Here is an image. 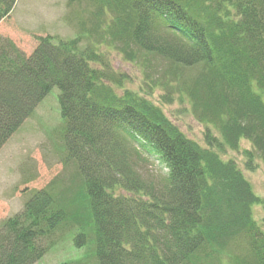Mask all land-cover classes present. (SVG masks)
<instances>
[{
    "label": "trees",
    "instance_id": "obj_1",
    "mask_svg": "<svg viewBox=\"0 0 264 264\" xmlns=\"http://www.w3.org/2000/svg\"><path fill=\"white\" fill-rule=\"evenodd\" d=\"M14 2L0 0V20ZM67 2L88 13L76 37L38 36L26 55L0 36V148L55 85L70 168L0 222V264L35 263L72 227L75 244L90 242L92 252L63 264H264L252 209L262 199L223 157L240 151L248 168L255 156L264 165V98L255 90H264V0ZM101 42L152 84H176L204 142L123 87ZM159 60L166 65L151 77ZM150 156L162 173L144 168Z\"/></svg>",
    "mask_w": 264,
    "mask_h": 264
},
{
    "label": "rangeland",
    "instance_id": "obj_2",
    "mask_svg": "<svg viewBox=\"0 0 264 264\" xmlns=\"http://www.w3.org/2000/svg\"><path fill=\"white\" fill-rule=\"evenodd\" d=\"M9 15L0 20V36L11 39L26 55L32 53L38 36L51 35L70 39L78 35L79 23L87 18L83 6L68 4L67 0H16ZM87 39H83V45ZM114 73L124 76L123 87L149 96L162 111L190 138L203 143L204 124L192 114L188 100L180 95L176 84L164 90L146 78L140 65L123 60L112 45L99 46ZM158 66L165 62L153 61ZM196 72V70H195ZM194 73V71H192ZM147 82V83H145ZM171 82H175L172 80ZM264 98V90L256 88ZM120 91V90H119ZM118 91V92H119ZM59 88L53 86L39 101L33 112L17 127L0 148V222L22 209L32 190L44 187L48 181L61 173L68 174L70 168L62 161L65 123L60 116ZM243 148H250L246 141ZM223 157L232 158L243 170L254 192L262 202L252 207L253 215L264 230V165L259 157L254 158L253 168L245 164L240 151L228 150ZM145 169L162 173L164 168L153 156L148 157ZM77 228L66 230L44 255L32 264H63L84 258L92 252L90 242L78 247L74 240ZM92 262V261H89Z\"/></svg>",
    "mask_w": 264,
    "mask_h": 264
}]
</instances>
